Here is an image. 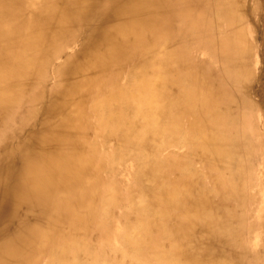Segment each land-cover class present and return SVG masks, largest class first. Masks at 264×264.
Listing matches in <instances>:
<instances>
[{"label":"bare ground","instance_id":"bare-ground-1","mask_svg":"<svg viewBox=\"0 0 264 264\" xmlns=\"http://www.w3.org/2000/svg\"><path fill=\"white\" fill-rule=\"evenodd\" d=\"M256 48L264 0H0V264H264Z\"/></svg>","mask_w":264,"mask_h":264},{"label":"rangeland","instance_id":"rangeland-1","mask_svg":"<svg viewBox=\"0 0 264 264\" xmlns=\"http://www.w3.org/2000/svg\"><path fill=\"white\" fill-rule=\"evenodd\" d=\"M256 50H257V53H256V51H255V53L256 54H254V56L256 55V58H257V67L259 68H257L256 70H257V72L260 70H263L264 69V65H263V61H262V58H261V55L259 54V50H258V48H256ZM261 62H262V64H261ZM260 64V65H259ZM262 202V201H261Z\"/></svg>","mask_w":264,"mask_h":264}]
</instances>
